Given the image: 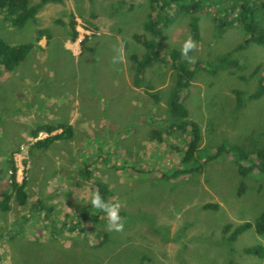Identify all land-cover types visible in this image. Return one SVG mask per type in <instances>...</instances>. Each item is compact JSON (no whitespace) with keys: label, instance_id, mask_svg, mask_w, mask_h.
<instances>
[{"label":"rangeland","instance_id":"obj_1","mask_svg":"<svg viewBox=\"0 0 264 264\" xmlns=\"http://www.w3.org/2000/svg\"><path fill=\"white\" fill-rule=\"evenodd\" d=\"M217 3L196 12L197 59L187 65H198L182 103L199 141L185 165L187 136L172 128L166 107L175 82L166 55L180 53L190 35L185 13L173 11L159 28V59L137 87L128 56L142 53L133 35L151 38L143 31L146 0L45 3L20 26L0 17L4 42L35 43L14 69L0 68V192L11 159L26 194L23 206L10 201L0 212V264H264L243 252L264 250V234L251 227L229 240L235 227L264 213V171L240 175L234 152L264 149V94L250 98L264 77V46L237 48L242 26L219 31L216 20L229 2ZM38 29L52 38L34 40ZM114 47L123 48V63L111 62ZM221 55H228L224 65L210 72ZM41 124L68 127L70 135L35 146L61 131L33 135ZM97 184L107 187V201L121 203L122 232L107 231L104 214L92 210Z\"/></svg>","mask_w":264,"mask_h":264},{"label":"trees","instance_id":"obj_2","mask_svg":"<svg viewBox=\"0 0 264 264\" xmlns=\"http://www.w3.org/2000/svg\"><path fill=\"white\" fill-rule=\"evenodd\" d=\"M219 1L221 0H146L149 13L144 22L143 31L150 35L151 38L148 39L143 34L132 36V40L142 48V53L139 56L134 54L128 56V60L133 70L132 85L134 87L139 86L146 69L151 67L152 63L159 59L154 52L156 45L155 38L160 32L159 28L166 27L172 21L173 18L171 14L173 11H180L187 15L189 33L193 38H196L198 30V18L196 12H198L203 5L208 8L211 6H217V2ZM227 1L229 4L226 7H221L220 17L216 20L219 31H222L226 26L232 23H237L242 26L244 34V40L237 48L242 49L248 44L264 46V0ZM57 2H60V0H37V2L33 4L28 0H0V17L12 26H20L22 23L34 19V15L43 4ZM166 8L168 11L171 10L172 12L158 15ZM40 38L49 41L52 38V34L47 29H38L36 30L34 40ZM34 47L35 43L32 42L8 44L0 38V68L5 72L11 71L24 59V57H26L27 54L31 53ZM166 57L170 69L174 72L175 78V82L166 97V107L168 111L167 118L176 123L175 125L173 123L171 124L172 128L175 127V129L181 133L184 132L187 136V141L184 144L185 148L181 154L180 160L181 164L185 165L194 159L195 153L198 151L197 145L199 141V132L195 123L187 119V112L183 106L182 100L188 90L198 64L193 67L188 66L180 56V53L175 50L169 51ZM225 57L222 55L215 56L212 61L215 66L212 64L210 72H215L216 66H223L228 55H225ZM231 64L233 66L235 65V62H231ZM226 66H228V64H226ZM262 94H264V77L260 78L257 88L250 98H258ZM235 104L236 108L241 106L238 97L236 98ZM58 128L61 129L58 134L48 136L43 140H38L34 145L39 146L44 144L48 146L52 141L59 140L63 132L66 136L70 135L68 127L65 128L61 125L51 126L47 124L38 125V127L35 128L33 135L40 131L48 135ZM152 137L156 141L160 140V135L157 132L153 131ZM235 148H237L236 151H234L235 155L237 160L240 161V164H237V171L240 175L244 176L247 172L252 171V169H260L264 171V149L241 150L238 147ZM219 150H221L220 147ZM7 160V190L4 189L0 192V212L3 213L8 211L10 201H15L18 206H23L26 202V194L23 190V184H18L15 181V168L13 162L11 159ZM247 161H251L249 166H246ZM192 171L193 170L190 169L188 170L189 173ZM88 173L87 167L81 165L79 175L85 177ZM106 188L107 187L103 184H97L96 191H99L105 198L107 192ZM215 207L216 206L214 205L206 204L203 206V209H213ZM76 215L78 219H86L83 214ZM251 227L256 234H264V213L260 214L252 224L244 222L235 227L229 233V240H234L239 234ZM226 229L227 227L225 226L224 231ZM243 252L257 256L258 258L264 257V250L259 246L245 248Z\"/></svg>","mask_w":264,"mask_h":264},{"label":"clouds","instance_id":"obj_3","mask_svg":"<svg viewBox=\"0 0 264 264\" xmlns=\"http://www.w3.org/2000/svg\"><path fill=\"white\" fill-rule=\"evenodd\" d=\"M198 50V44L192 35H188L180 46V55L188 64H194L197 57L192 55ZM115 55L112 57L113 64L123 63L125 59L122 47H114ZM92 210L99 211L106 218L105 229L109 232H122L125 228L126 218L120 215L121 203L107 201L99 191H95L90 198Z\"/></svg>","mask_w":264,"mask_h":264},{"label":"crops","instance_id":"obj_4","mask_svg":"<svg viewBox=\"0 0 264 264\" xmlns=\"http://www.w3.org/2000/svg\"><path fill=\"white\" fill-rule=\"evenodd\" d=\"M42 39H44V38H41V40H42ZM44 40H45V39H44ZM112 44H113V43H112ZM112 44H111V45H112ZM61 46H62V44H61ZM38 47H41V46L38 45ZM63 47H64V46H62V50H63L65 53H67V51H65ZM41 48H42V47H41ZM80 54H81V52H80L78 55H80ZM69 58H71V59L73 60V57H72V56H69ZM62 72H63V70H62ZM50 112H51V111H50ZM50 112H48V113H50ZM38 133H39V132H38ZM42 133L45 134L44 132H42ZM45 135H47V134H45Z\"/></svg>","mask_w":264,"mask_h":264}]
</instances>
